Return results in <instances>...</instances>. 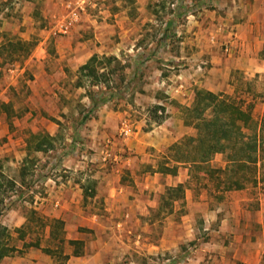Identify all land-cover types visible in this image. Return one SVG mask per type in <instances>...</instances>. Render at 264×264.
Listing matches in <instances>:
<instances>
[{"label":"rangeland","instance_id":"obj_1","mask_svg":"<svg viewBox=\"0 0 264 264\" xmlns=\"http://www.w3.org/2000/svg\"><path fill=\"white\" fill-rule=\"evenodd\" d=\"M241 12L231 0H0V171L16 184L0 189V224L17 249L0 264H264V160L235 190L226 155L191 166L171 149L196 135L189 110L207 77L251 109L264 149V75L218 71L239 52L264 62V27L236 45ZM93 55L115 61L92 87L79 68ZM88 90L107 100L84 120ZM36 134L53 147L34 151Z\"/></svg>","mask_w":264,"mask_h":264},{"label":"trees","instance_id":"obj_2","mask_svg":"<svg viewBox=\"0 0 264 264\" xmlns=\"http://www.w3.org/2000/svg\"><path fill=\"white\" fill-rule=\"evenodd\" d=\"M7 45L14 47L12 42H9ZM27 45L30 46L29 43ZM26 51L24 52V56L28 54V51ZM104 61H106L105 64L103 63ZM112 61H115V58H100L97 55H93L79 68V74L84 78L93 80L92 87L98 86L100 83L99 77L105 76V74H100V70L106 69ZM96 95L93 90H88L87 96L90 98L91 104L83 118L84 120H87L107 100L106 97L96 99L94 98ZM5 105L1 104V106ZM157 109L161 108L157 107ZM188 125L196 131V135L187 137L183 143L172 146L171 149L178 156L177 159H180L175 160V162L197 166L208 163L211 157L216 154H224L226 155L227 162L231 165L229 172L220 170V172L229 178L227 189H243V184L240 180H233L234 175L247 170L253 176L257 173L258 162L264 160V149H262V143H260V138L258 133H256L257 125L252 120L251 109L245 108L240 101L231 96L198 90L195 93L192 107L189 110ZM31 139L36 141L34 143V151L36 152L45 151L43 149L47 147H53L54 138L52 136L36 134L31 135ZM160 172L175 176L176 168H163ZM206 173L209 177H212L214 171L208 170ZM6 185L11 190L16 187V184L8 180L0 171V189ZM181 191L182 185L169 187L167 195L169 197H172V195L177 196ZM162 198L165 199L164 197ZM54 224L62 225V222L56 220ZM10 237L7 228L0 224V261L9 257L17 250L15 247L7 245ZM20 238L22 239L23 236H20ZM59 241L62 243L65 240L61 238ZM68 244L70 246H78L82 245V241L69 240ZM24 246L40 249L38 241L25 244ZM44 252L49 255L53 254V251L50 249H45ZM81 255V252L78 250H75L71 254L73 257H80ZM63 257L64 260H68L70 255H64Z\"/></svg>","mask_w":264,"mask_h":264},{"label":"crops","instance_id":"obj_3","mask_svg":"<svg viewBox=\"0 0 264 264\" xmlns=\"http://www.w3.org/2000/svg\"><path fill=\"white\" fill-rule=\"evenodd\" d=\"M231 2L235 4L236 8H239L242 11L241 19L243 20H240L235 25V39H237V47L239 48L245 45V43L249 39H256L258 41L260 36V29H263L264 27V0H231ZM202 52L203 51H201L200 53ZM200 53L198 56H191L188 61L192 60L195 57L199 58L200 55H202ZM203 53L206 55H210V63H213L217 58L216 53L211 50H205ZM227 61L229 62V65H223L222 63L220 65V70L218 71H223L226 66L230 71L233 65H235V68L244 70L246 74L251 73L253 75H256L261 73L264 75V62L250 59L248 57V54H241L240 52L238 54L234 53L233 56L230 55L228 60L226 59V62L224 63H227ZM214 67L209 70L210 73L213 71H217V69H214ZM218 82L219 77L217 79H214V77H207L206 81L200 83V86L209 91H219V89H221V86L218 84ZM73 259H75V257H73Z\"/></svg>","mask_w":264,"mask_h":264},{"label":"built area","instance_id":"obj_4","mask_svg":"<svg viewBox=\"0 0 264 264\" xmlns=\"http://www.w3.org/2000/svg\"><path fill=\"white\" fill-rule=\"evenodd\" d=\"M174 6V4H173ZM70 8V6H68ZM77 13L75 11H72L70 13V16L68 17L67 21L62 23L60 26H59V32L62 33L63 35H66L69 30L72 28V26L76 23L77 21Z\"/></svg>","mask_w":264,"mask_h":264}]
</instances>
